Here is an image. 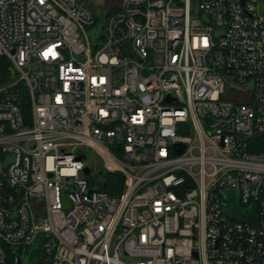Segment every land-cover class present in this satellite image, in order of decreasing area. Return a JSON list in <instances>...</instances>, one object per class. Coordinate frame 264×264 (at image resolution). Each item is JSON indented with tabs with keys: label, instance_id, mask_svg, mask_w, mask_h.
<instances>
[{
	"label": "built area",
	"instance_id": "obj_1",
	"mask_svg": "<svg viewBox=\"0 0 264 264\" xmlns=\"http://www.w3.org/2000/svg\"><path fill=\"white\" fill-rule=\"evenodd\" d=\"M0 57V264H264V0H0Z\"/></svg>",
	"mask_w": 264,
	"mask_h": 264
},
{
	"label": "trees",
	"instance_id": "obj_2",
	"mask_svg": "<svg viewBox=\"0 0 264 264\" xmlns=\"http://www.w3.org/2000/svg\"><path fill=\"white\" fill-rule=\"evenodd\" d=\"M7 62L4 58L0 57V79L6 77ZM114 186H117V190H114ZM122 187L121 175L118 173L107 174L105 177V182L103 184L102 190L107 194L114 195L118 194ZM26 264H39L41 261L42 253L38 246V243H34L25 250ZM5 264H15V258L10 252L6 254Z\"/></svg>",
	"mask_w": 264,
	"mask_h": 264
},
{
	"label": "water",
	"instance_id": "obj_3",
	"mask_svg": "<svg viewBox=\"0 0 264 264\" xmlns=\"http://www.w3.org/2000/svg\"><path fill=\"white\" fill-rule=\"evenodd\" d=\"M84 172L87 173V169H85ZM191 185H193L192 181L190 179L186 180L185 183L178 188V193H181L185 187ZM224 195L226 197V200L228 201V206L225 208V212L228 216L240 222H246L253 225L254 227H257L254 207H250L247 213H241V211L237 207V193L234 191H226ZM15 264H19V261L17 259L15 260Z\"/></svg>",
	"mask_w": 264,
	"mask_h": 264
},
{
	"label": "rangeland",
	"instance_id": "obj_4",
	"mask_svg": "<svg viewBox=\"0 0 264 264\" xmlns=\"http://www.w3.org/2000/svg\"><path fill=\"white\" fill-rule=\"evenodd\" d=\"M105 1H106V0H94V3H95L96 5H98V6H102V5L104 4ZM194 1H195V0H191V2H194ZM88 154H89V157H93V155H92L91 152H88ZM94 162H95V164H96L97 167L100 166V162L98 161V159H95ZM97 177H99V176H97ZM22 261H23L24 263H26V257H25V256L22 258Z\"/></svg>",
	"mask_w": 264,
	"mask_h": 264
},
{
	"label": "bare ground",
	"instance_id": "obj_5",
	"mask_svg": "<svg viewBox=\"0 0 264 264\" xmlns=\"http://www.w3.org/2000/svg\"><path fill=\"white\" fill-rule=\"evenodd\" d=\"M192 186V185H191ZM188 187V186H187Z\"/></svg>",
	"mask_w": 264,
	"mask_h": 264
}]
</instances>
